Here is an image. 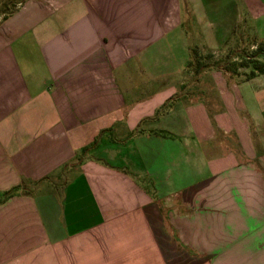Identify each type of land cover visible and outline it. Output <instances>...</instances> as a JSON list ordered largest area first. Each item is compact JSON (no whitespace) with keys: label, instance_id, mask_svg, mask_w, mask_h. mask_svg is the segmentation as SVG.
I'll use <instances>...</instances> for the list:
<instances>
[{"label":"crops","instance_id":"crops-1","mask_svg":"<svg viewBox=\"0 0 264 264\" xmlns=\"http://www.w3.org/2000/svg\"><path fill=\"white\" fill-rule=\"evenodd\" d=\"M8 2L0 264H264V0Z\"/></svg>","mask_w":264,"mask_h":264},{"label":"rangeland","instance_id":"rangeland-1","mask_svg":"<svg viewBox=\"0 0 264 264\" xmlns=\"http://www.w3.org/2000/svg\"><path fill=\"white\" fill-rule=\"evenodd\" d=\"M9 5V4H11L10 2H8V0L7 1H4V0H0V20H1V18H3V17H1L3 14H4V12L5 13H8L9 14V12H10V9H11V11H13V9L16 7L15 5H19V4H14V5H10L9 6V10H5V6L6 5ZM195 22V21H194ZM195 23H197V22H195ZM199 23V22H198ZM197 23V24H198ZM199 25L200 26H203V29L205 28H207L208 27V22L206 21V20H204L203 22H201V23H199ZM198 25V26H199ZM188 32H191L192 33V35H190V37H188V35H187V38L188 39H192V42H195L196 41V39H198L197 37H193L192 38V36L194 35V32L197 30H195V31H193L192 29H186ZM207 30V29H206ZM177 40H179V39H177ZM194 40V41H193ZM177 42H179V41H177ZM189 42H191V41H189ZM180 43V42H179ZM196 45H199V42H196L195 44H194V47L196 46ZM233 51H234V49H233ZM253 50H246V49H244L243 50V54L244 55H250V54H252L251 52H252ZM181 53H182V55L183 56H185V54L183 53V51H181ZM198 53H199V51H198ZM198 53L197 52H195V54H193L192 56H193V60H192V62H194L195 63V67H194V69L196 70L197 69V67H198V65H199V60H196L197 58H198ZM231 53H233V52H231ZM181 62V61H180ZM203 63H205V68H207V66H209V65H211V66H209V68H211V67H213V68H219V67H221V69L225 72V73H228V74H234V72H236L238 69H236L235 70V68H236V66L234 65V64H240V61H232V58H231V60H229V62H223V61H219V60H211L210 62H205V61H202ZM242 63V62H241ZM255 65L254 64H251L249 67H243V68H239V69H241L242 70V73H244V75H243V77H242V80L244 81V80H246V78L247 77H250V76H252V72H254V67ZM227 77V76H226ZM228 78V77H227ZM228 81H229V83L231 84L232 83V81H233V78H228ZM166 107V106H165Z\"/></svg>","mask_w":264,"mask_h":264},{"label":"trees","instance_id":"trees-1","mask_svg":"<svg viewBox=\"0 0 264 264\" xmlns=\"http://www.w3.org/2000/svg\"><path fill=\"white\" fill-rule=\"evenodd\" d=\"M12 5H14V3H11ZM11 4H7L5 7V10H9V6ZM11 10V9H10ZM12 13V12H11ZM8 15L5 16V18ZM262 58H264V45H260L258 47V49H256L252 54L250 55H245L244 57V61L240 64H234L236 66L235 70L238 68H243V67H249L251 64H254L255 66L254 68V72H252V74H255V71H258L259 73H263L264 72V61L262 60ZM192 65V62H191ZM202 63L200 62L198 67H201ZM17 194V189L13 188L12 190L6 192V193H0V203H6L11 197H13L14 195Z\"/></svg>","mask_w":264,"mask_h":264}]
</instances>
